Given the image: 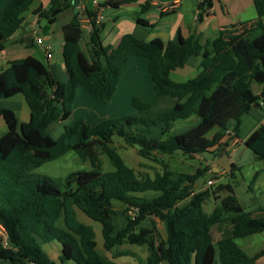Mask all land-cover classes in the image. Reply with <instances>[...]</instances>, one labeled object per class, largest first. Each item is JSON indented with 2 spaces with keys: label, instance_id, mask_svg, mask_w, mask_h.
I'll return each instance as SVG.
<instances>
[{
  "label": "trees",
  "instance_id": "trees-1",
  "mask_svg": "<svg viewBox=\"0 0 264 264\" xmlns=\"http://www.w3.org/2000/svg\"><path fill=\"white\" fill-rule=\"evenodd\" d=\"M135 1L104 0L99 6L117 9ZM33 2L9 0L0 10V51L22 26ZM212 3L199 0L198 21L209 14ZM253 4L256 20L230 36L220 33L200 42L191 34L177 42H163L125 33L115 46L103 43L96 12L86 10L90 24L87 36L78 13L61 27L66 79L55 78L33 56L8 62L0 70V100L21 94L30 107L29 119L18 124L14 112L0 106L7 126L0 136V223L7 233V245L0 243V259L10 264H56L42 248L55 243L60 248L61 264L66 260L133 264L118 263L98 252L94 228L78 219L80 211L100 223L102 246L113 258L128 254L127 250H114L128 243L146 249V257L138 264H258L264 247L248 254L236 239L264 231V208L259 207L257 213L246 211L229 183L191 193L207 167L192 173L175 172L157 158L175 151L189 157L218 151L224 142L239 138L241 116L264 99V0H253ZM148 5L145 2L140 13ZM71 6L72 0H50L45 9L33 13L53 24L58 14ZM136 23L153 26L139 16ZM137 55L148 58L147 70L156 94L153 102L135 97L132 113L94 124L79 119L65 125L59 137H52L53 125L72 114L79 86L99 101H110L128 60ZM192 56H200L197 74L184 81L172 79L171 71L183 67ZM193 116L199 120L197 124L170 133L177 120ZM114 135L136 147L142 158L159 162L162 171L151 179H140L112 145ZM243 144L264 162V124ZM70 150L91 168L72 171L63 178L32 172ZM101 154L107 155L112 171H102ZM222 190L227 194L220 198L217 193ZM146 191L156 195H140ZM211 197L220 199L207 213L203 205ZM114 200L123 204L126 216L125 225L115 232ZM152 218L162 223L164 235L155 225L143 224L148 220L152 223ZM223 221L230 222L231 233L215 240L213 227Z\"/></svg>",
  "mask_w": 264,
  "mask_h": 264
},
{
  "label": "crops",
  "instance_id": "crops-1",
  "mask_svg": "<svg viewBox=\"0 0 264 264\" xmlns=\"http://www.w3.org/2000/svg\"><path fill=\"white\" fill-rule=\"evenodd\" d=\"M8 1L9 0H0V10ZM103 1L104 0H72V6L59 13L56 21L50 24L47 21L45 22V19L39 18L33 13L36 9H45L50 0H34L29 11L24 15L22 26L12 35L8 41L10 43L8 45L6 44L0 51V70L5 67L8 62H19L27 56H33L39 59L51 71L55 78L60 80L66 79V72L61 54L63 44L61 27L68 23L75 13H78L84 35L87 36L90 30V24L85 13L86 10L96 12L98 18L95 17V19L102 25L100 33L102 41L104 44L112 46H115L125 33H131L146 41L159 38L163 42H177L180 37L186 38L193 34L200 42H205L213 39L220 33L225 36H230L238 32L241 27L250 25L257 18L253 0H212L213 3L209 14L205 15L201 21L196 19L199 0H137L117 9L99 6V3ZM145 2L149 4L148 9L140 13L141 6ZM167 6L171 7L166 8ZM138 16L146 19L153 24V26H142L136 23V18ZM38 38L42 39V41L37 42ZM47 50L51 52L50 58H46ZM54 55L57 56L56 60L53 59ZM199 62L200 56H192L183 67L192 69L190 74H193L191 75L193 77L198 72ZM147 64L148 58L145 56H132L128 60L126 68L120 74L116 92L108 103L111 106V113H107L106 116L98 120L118 116L120 114L118 112H123L122 110L124 107L133 106L135 97H139L148 103L153 102L156 94L147 70ZM77 93H81L82 97L86 99L93 97L83 86L77 88ZM92 102L96 103L94 100H92ZM0 106L12 110L18 124L27 121L30 117V107L21 94L0 100ZM120 115H122V113ZM82 120L88 123L90 118L85 116ZM198 122L199 120L196 118L191 125L180 128L179 131H175V134L187 130ZM260 124H264V99H260L258 106H252L249 112L241 116L239 138L229 143L224 151L219 149L218 151L212 152L213 159L206 160L201 158L205 160L203 165L207 166L212 163L210 169L218 175L226 171L223 169L222 163L218 158L224 155L230 158V154L235 157L238 152L237 145H244L243 141ZM6 131L7 126L0 116V136ZM195 155L199 156L198 154ZM230 165L231 168L235 166L233 167L234 169L241 168L239 159L234 160L230 158ZM206 172H208V170ZM256 181L254 184L257 183ZM259 188L260 185L257 186L258 190H260ZM260 206L261 205H257L253 209V212L257 213L256 210ZM77 217L80 221L92 225L91 222H88L89 217L86 218L87 220L80 218L78 212ZM215 228H217L220 233L218 239L226 237L231 233V224L229 221H223L215 225L213 230ZM45 249L51 259L55 260L56 258L58 260L60 248L57 244H47L45 245ZM146 255L147 252L144 258ZM117 262L123 263V261ZM217 263L219 262L216 261L215 264ZM0 264L10 263L0 259ZM258 264H264V255L259 257Z\"/></svg>",
  "mask_w": 264,
  "mask_h": 264
},
{
  "label": "rangeland",
  "instance_id": "rangeland-1",
  "mask_svg": "<svg viewBox=\"0 0 264 264\" xmlns=\"http://www.w3.org/2000/svg\"><path fill=\"white\" fill-rule=\"evenodd\" d=\"M44 21L46 22V20ZM9 43L10 42H7L6 44L8 45ZM53 59L56 60L57 56L54 55ZM191 72L192 69L188 67L176 68L174 71L170 73V77L174 80L184 81L192 77L191 75L193 74H190ZM90 99H86L85 97H82L81 93L80 94L77 93V96L75 97L73 103L72 114L64 121H59L53 125L51 130V135L53 138L59 137V135L63 132L65 125H70L79 118L83 119L85 116H88L90 118L88 123L93 124L96 123L98 119L106 116L107 113H111L110 112L111 106L108 104L109 101L102 102L96 100L93 97H90ZM92 100H94L96 103L92 102ZM122 111L123 112H118V113L120 114L122 113V115L132 113L134 111V108L132 105H130L124 107ZM120 114L118 116H120ZM195 119L196 117L193 116L187 120H177L174 123V126L171 129L170 133L175 134V131H179L180 128L186 125H191ZM71 141L75 142L76 138L75 137L71 138ZM112 145L116 147L118 153L121 155L124 161L128 165L132 166L133 170L140 179L142 180L151 179L154 177L155 172L162 171V167L159 162H154L142 158L141 156L138 155L136 147L125 144L121 137L114 135L112 138ZM237 148H238L237 155L234 157L233 155L230 154L231 156L230 158L234 160L239 159V163L241 164L240 169H233V173H230L229 171L231 170L230 158L229 156L227 157V155H224L218 159L222 163L221 165L223 169H225L226 171L218 175L210 169V166L212 164L210 163L209 165L206 166L208 172H204L200 175V177L193 185L191 193L204 190L206 188L212 190L220 184L229 183L234 189V194L238 202L246 211H253V209L257 205H261L260 207L264 208V170L262 169V167L264 166V162L263 160L256 158L253 155L252 151L245 145L238 144ZM198 155L199 156L193 155V157H189L187 154H183L181 151H175L171 155H161V156L157 155V158L159 159L160 162L162 161L166 163L168 169L171 171L192 173L197 168L205 167L203 165L205 160H202L201 158H204L206 160L213 159L212 153L208 151L202 152ZM100 162H101L102 171H112L114 169L107 155L101 154ZM90 168L91 165L88 161L84 162L80 160L76 152L70 150L61 157L43 163L39 167L32 170V172L35 174L47 175L54 178H63L72 171L79 169H90ZM256 171H259V173L256 178L257 181L255 179L257 183L254 184L255 182L254 173ZM209 179L213 181L212 184L207 183ZM258 185H260L259 188L260 190L257 189ZM217 194L221 198L224 197L227 194V192L225 190H222ZM140 195L152 197L156 195V192L146 191L144 193H141ZM220 198L215 200L213 197H211L206 203H204L203 205L204 210L207 213H209L212 210V208L219 203ZM112 204L115 209V215L113 216L114 232H115V230L125 225L126 216L124 213V206L122 203L114 200ZM78 213L80 218H84V219L88 218L80 211H78ZM129 214H131L130 211ZM88 220H89L88 222L92 223V226L94 228L96 249L98 252L102 253L104 256L110 259H113L116 262L123 261V262L138 264L139 263L138 261L144 260V256L146 254L145 247L139 245H130L128 243H125L114 250H122V251L127 250L129 251V253L122 254L118 257L113 258L112 252L106 251L102 246L103 238L101 234L100 223L90 218H88ZM143 224L150 227L155 225L158 229V232L164 235L162 223L158 219L152 218V223L150 220H148V221H144ZM213 235L215 240H217L220 237V233L217 228L213 230ZM236 242L248 254L254 253L255 251L259 250L264 246V231L259 233H254L243 238H238L236 239ZM42 248L46 251L45 245H43ZM54 261H56L57 264H60L56 258ZM64 264H76V263L72 260H66Z\"/></svg>",
  "mask_w": 264,
  "mask_h": 264
},
{
  "label": "built area",
  "instance_id": "built-area-1",
  "mask_svg": "<svg viewBox=\"0 0 264 264\" xmlns=\"http://www.w3.org/2000/svg\"><path fill=\"white\" fill-rule=\"evenodd\" d=\"M170 7L171 6H167L166 8H170ZM96 18H98V16H96ZM41 41H42V39H40V38L37 39V42H41ZM50 57H51V52L49 50H47L46 51V58H50ZM212 182L213 181L210 179L207 181L208 184H212ZM0 243L3 244L4 246L7 245V233H6L4 226L1 223H0Z\"/></svg>",
  "mask_w": 264,
  "mask_h": 264
},
{
  "label": "water",
  "instance_id": "water-1",
  "mask_svg": "<svg viewBox=\"0 0 264 264\" xmlns=\"http://www.w3.org/2000/svg\"><path fill=\"white\" fill-rule=\"evenodd\" d=\"M254 107L258 106L257 104L253 105ZM230 134V133H229ZM229 145V142H224L223 145L220 147L221 151H224Z\"/></svg>",
  "mask_w": 264,
  "mask_h": 264
}]
</instances>
